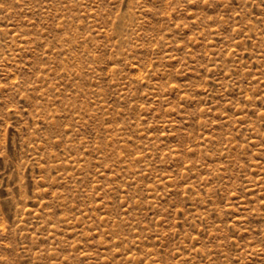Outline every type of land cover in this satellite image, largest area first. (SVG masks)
<instances>
[{
	"label": "rangeland",
	"instance_id": "374dc122",
	"mask_svg": "<svg viewBox=\"0 0 264 264\" xmlns=\"http://www.w3.org/2000/svg\"><path fill=\"white\" fill-rule=\"evenodd\" d=\"M0 264H264V0H0Z\"/></svg>",
	"mask_w": 264,
	"mask_h": 264
}]
</instances>
